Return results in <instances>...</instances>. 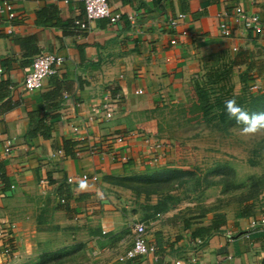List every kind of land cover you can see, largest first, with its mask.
I'll list each match as a JSON object with an SVG mask.
<instances>
[{"label": "crops", "instance_id": "crops-1", "mask_svg": "<svg viewBox=\"0 0 264 264\" xmlns=\"http://www.w3.org/2000/svg\"><path fill=\"white\" fill-rule=\"evenodd\" d=\"M109 3L123 20L117 25L97 20L87 31L74 26L76 20L85 21L83 0H17L14 20L0 14V67L6 73L0 79V227L9 230L10 243L20 255L16 261L6 257L0 241V264H35L38 250L48 248V237L68 234L70 225L86 233L81 244L88 264H152V256L119 261L133 243L130 222L148 226L152 219L151 225L166 219L148 235L158 248L156 264H264V230L252 232L250 219L237 220L233 208L206 206L204 218L190 220L186 229V219L195 215L190 210L176 206L155 216L147 209L157 197L149 202L105 181L152 167L150 160L160 153L153 146L160 141L155 109L166 100H183L203 72L238 74L239 91L244 86L241 74L250 71L253 86L264 88V32L246 31L235 14L242 7L264 22V0ZM49 7L58 18L39 26L38 14ZM179 14L185 18L172 28L169 21ZM221 23L230 28V37L222 35ZM41 53L64 63L42 90L28 93L24 79ZM212 58L216 68H205ZM58 84L64 100L48 111L44 96ZM106 106L112 109L110 121L104 117ZM36 113L45 125L32 121ZM48 126L50 139L41 131ZM117 137H125V143L116 144ZM66 142L73 144L74 155L64 151ZM157 168L186 170L176 166V158L151 169ZM84 175L99 181L82 182ZM263 204L257 206L258 216L264 215ZM217 213L227 224L193 240L192 231L209 228Z\"/></svg>", "mask_w": 264, "mask_h": 264}, {"label": "rangeland", "instance_id": "rangeland-1", "mask_svg": "<svg viewBox=\"0 0 264 264\" xmlns=\"http://www.w3.org/2000/svg\"><path fill=\"white\" fill-rule=\"evenodd\" d=\"M215 64L216 61L213 59L205 68H214ZM208 69L205 71H208ZM211 74L203 72L197 81L203 78L208 80V76ZM237 76L238 74H235L233 77L232 73L230 76L231 82L229 84L232 85L234 96L241 95L244 90L242 87L238 91L236 87L239 84ZM192 88L186 89V97L183 100H166L163 105L154 111L158 119L159 138L166 146L167 158L163 163L176 158V166L185 167L186 170H194L202 178L204 177L203 184L201 182L200 184L187 183L183 187L176 188L171 194L173 196V206H177L182 212L189 208H196V206L197 208L216 206L226 211H231L233 208L236 212L239 205L235 202L228 203V199H237L239 196L248 194L249 190L244 189V187L248 181L250 186L252 178L264 179V133L246 136L241 132V129H233L229 134H226L201 123L198 119L201 118V115L193 107L197 95L194 90L192 91ZM262 92H264V88L258 91V93ZM155 144L156 142L153 145ZM151 168H147V171L152 170ZM223 168L231 170L228 173V186L219 185L218 182L221 177L215 174ZM226 189L230 191L228 196L224 194ZM232 189H234V192H232ZM231 194L233 195L231 196ZM260 197L257 200L258 207L259 204L262 206L264 202ZM152 221L155 220L152 219ZM151 222L148 221V235L154 234L157 225L165 223L166 219L157 225H151ZM131 224H129L130 227ZM75 226L79 225H70L68 234H51L48 237V248L38 250L39 255L36 257V263L41 256L48 254V252L53 254L61 249L75 246V244H78L76 242L81 244L84 240L87 241L86 233H82L81 229L80 231L78 229L80 227ZM77 256L82 262L88 259L85 249L81 250ZM19 258L20 255L17 256V259ZM16 263L19 264L20 262Z\"/></svg>", "mask_w": 264, "mask_h": 264}, {"label": "trees", "instance_id": "trees-1", "mask_svg": "<svg viewBox=\"0 0 264 264\" xmlns=\"http://www.w3.org/2000/svg\"><path fill=\"white\" fill-rule=\"evenodd\" d=\"M48 9L51 8H45L38 14L37 23L39 26H47L49 22L55 20L54 18H58L57 12ZM228 74L229 76H227ZM230 76L231 73L229 71H225L224 73L214 72L208 76V80H204L203 78L200 81H195L194 87L192 88V91L194 90L197 95L193 107L194 110L201 115V118H198L200 119V122L203 124L205 123L212 129H216L226 134H229L233 129H241L243 126L238 125L235 119L228 116L225 109V101L235 98L237 103L249 112H264V92L254 93L251 91L254 83V81L251 80V72L247 71L241 74V83L244 85V90L241 95L237 96L233 95L232 85L230 86L229 84L231 82ZM63 100V90L59 84L53 91L48 92V94L44 96V102L48 105V111L59 108L60 103L63 102ZM33 117L37 119V113L33 114L32 118ZM32 121H34L37 126L42 123L45 125V122L40 119ZM38 131H40V128H38ZM41 131L44 138L50 139L52 137L49 126L47 129H41ZM160 142L164 143L161 139ZM72 148L73 144H70L69 142L65 143L64 151L67 155H74V153H72ZM229 172H231L230 169L223 168L222 170H219L218 173H215L221 177L218 182L219 185H229ZM105 181L111 186L131 191L137 197L145 196L149 202H151L154 197H157L158 201L155 204H150L147 209V211H151L153 215L157 216L166 214L175 207L173 206V196L171 194L176 188L183 187L187 183L200 184L201 182L203 184L204 177L202 178L194 170L157 168L146 171L144 174L135 173L126 176H108L105 178ZM244 189H248L249 193L239 196L237 199L233 198L230 200L229 198L227 201L228 203L235 202L239 205L236 211L237 220H247L259 215L256 213L258 206L257 200L264 194V179L259 180L258 178H252L250 180V186L248 181V183L245 184ZM232 192H234V189H232ZM224 194L228 196L230 191H227L226 189ZM232 195L233 194H231V196ZM192 209L189 208L186 210V212L190 210L195 214L191 218L186 219V229H190L191 227L190 220L204 218V212H206L204 207L197 208L196 206V208ZM226 224V217L223 214L217 213L214 217V222H212V225L209 228L204 229V227H199L192 231L191 237L193 240L204 239V236H210L214 231L217 232L220 227H223ZM9 244L11 245L10 242ZM14 249V246H12V250ZM84 249L85 248L82 244H77L75 246L61 249L53 254L48 252V254L41 256L39 261L35 264H88V259L87 261L82 262L77 256V254Z\"/></svg>", "mask_w": 264, "mask_h": 264}, {"label": "built area", "instance_id": "built-area-1", "mask_svg": "<svg viewBox=\"0 0 264 264\" xmlns=\"http://www.w3.org/2000/svg\"><path fill=\"white\" fill-rule=\"evenodd\" d=\"M75 0H66V2H71ZM17 0H2L0 3V14H7L9 20H14L17 15L15 12ZM84 11H85V21L76 20L74 26L81 31L90 30V24L97 20L107 19L111 25H117L120 23L124 15L113 14L112 8L110 6L109 0H83ZM237 20L241 22L244 26V29L253 34L259 35L264 32V22L257 15L248 14L242 7H239L235 10ZM185 16L179 14L176 18H172L169 21V25L172 28H177L179 22L183 20ZM130 19L134 22V18ZM220 29L222 35L225 37H230L231 30L226 23H221ZM12 31H9L11 33ZM1 34V30H0ZM184 35H187L185 32ZM172 44H176L175 41H172ZM64 63V59L49 53H41L38 55L31 67L29 68L26 77L24 79V88L28 93H33L42 90L44 87L45 80L54 75L58 68H60ZM6 76L5 70L3 67H0V79H3ZM259 86H253L251 91L258 92ZM105 119L110 121L113 118L112 109L109 107L104 108ZM98 114H101L99 110H96ZM125 137H117L116 144H124ZM154 146L155 150H159L160 153L153 157L150 160L149 166L161 165L164 160L167 158L166 146L164 143L158 141ZM6 154H10L12 151V143L8 142L6 145ZM124 162H129V157L123 158ZM98 182L99 178L94 176L90 178L88 175L82 177V182L87 181ZM74 179H69V183H73ZM15 229V228H13ZM131 237L133 243L131 247L126 251L125 255L122 256L119 261L125 262L130 260H137L141 258H147L152 256L153 263L156 264L159 261L158 248L154 245H151L148 242V226L144 222H134L131 224ZM250 230L252 232L258 230H264V215L250 218ZM11 240V233L9 230L0 227V241L4 243L3 254L9 259L17 260V255L15 250H12V246L9 244ZM176 264H182L181 261Z\"/></svg>", "mask_w": 264, "mask_h": 264}, {"label": "clouds", "instance_id": "clouds-1", "mask_svg": "<svg viewBox=\"0 0 264 264\" xmlns=\"http://www.w3.org/2000/svg\"><path fill=\"white\" fill-rule=\"evenodd\" d=\"M225 109L230 118L243 126L241 132L244 135L264 133V112H249L235 98L225 101Z\"/></svg>", "mask_w": 264, "mask_h": 264}]
</instances>
